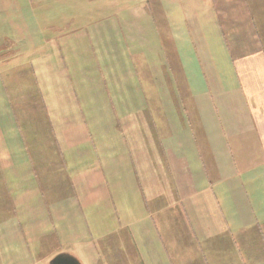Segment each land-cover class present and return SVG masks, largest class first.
Listing matches in <instances>:
<instances>
[{
	"label": "rangeland",
	"instance_id": "374dc122",
	"mask_svg": "<svg viewBox=\"0 0 264 264\" xmlns=\"http://www.w3.org/2000/svg\"><path fill=\"white\" fill-rule=\"evenodd\" d=\"M245 1L261 25L264 0ZM9 2L8 12L0 0V264L61 254L81 264H257L240 244L264 241L261 229L228 235L226 254L225 237L194 244L178 210L150 218L162 204L153 196L176 204L151 124L173 104V60L225 55L206 24L209 1ZM150 223L165 225L157 240Z\"/></svg>",
	"mask_w": 264,
	"mask_h": 264
},
{
	"label": "crops",
	"instance_id": "0c3cea01",
	"mask_svg": "<svg viewBox=\"0 0 264 264\" xmlns=\"http://www.w3.org/2000/svg\"><path fill=\"white\" fill-rule=\"evenodd\" d=\"M208 1L206 24L223 39L225 55L197 52L191 66L180 52L173 60L179 78L167 98L173 104L166 116L163 103L161 117L151 114V124L160 133V165L167 181L176 182L175 191L167 192L176 204L163 201V194L153 196L162 204L150 218H170L178 210L194 244L225 237L228 254L235 249L228 235L264 232V15L258 26L249 2ZM6 7L9 12V0ZM200 28L190 24L193 32ZM227 40L236 46L229 48ZM150 224L148 233L157 240L165 225ZM240 246L264 264V241L241 240Z\"/></svg>",
	"mask_w": 264,
	"mask_h": 264
},
{
	"label": "water",
	"instance_id": "95a60500",
	"mask_svg": "<svg viewBox=\"0 0 264 264\" xmlns=\"http://www.w3.org/2000/svg\"><path fill=\"white\" fill-rule=\"evenodd\" d=\"M50 264H81V262L74 256L61 254L56 256Z\"/></svg>",
	"mask_w": 264,
	"mask_h": 264
}]
</instances>
